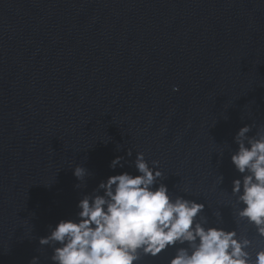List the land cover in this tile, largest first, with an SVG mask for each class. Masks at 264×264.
Listing matches in <instances>:
<instances>
[{"label": "water", "instance_id": "95a60500", "mask_svg": "<svg viewBox=\"0 0 264 264\" xmlns=\"http://www.w3.org/2000/svg\"><path fill=\"white\" fill-rule=\"evenodd\" d=\"M252 122L264 127V0H0V264H51L39 237L101 180L138 174L109 168L138 151L235 227L221 193L237 174L217 153Z\"/></svg>", "mask_w": 264, "mask_h": 264}, {"label": "clouds", "instance_id": "9594fccd", "mask_svg": "<svg viewBox=\"0 0 264 264\" xmlns=\"http://www.w3.org/2000/svg\"><path fill=\"white\" fill-rule=\"evenodd\" d=\"M173 91H179L178 86ZM253 128V122L244 124L233 137L237 147L225 144L217 153L222 158L229 151L237 174L231 191L221 193L233 208L235 227L224 226L220 211L210 220L207 203L189 195L193 191L189 185L181 189L183 195L170 190L160 161H149L138 151L134 160L118 155L109 164L115 170L127 163L138 174L110 175L83 193L75 217L49 225L38 239L37 251L51 249V264H141L145 257L156 258L169 249L173 254L167 264H264V246L259 243L264 241V127H256L254 133ZM126 155L132 157V149ZM73 164L69 167L79 181L74 187L83 189L92 173ZM224 179L216 172L213 190L221 188ZM31 233L27 221L24 237L32 239ZM28 264H41V259L32 256Z\"/></svg>", "mask_w": 264, "mask_h": 264}]
</instances>
